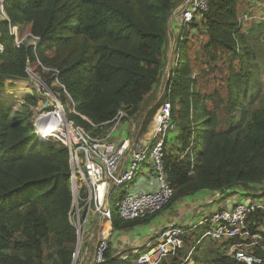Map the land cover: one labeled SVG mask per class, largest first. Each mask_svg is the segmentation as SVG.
<instances>
[{
  "label": "trees",
  "instance_id": "obj_1",
  "mask_svg": "<svg viewBox=\"0 0 264 264\" xmlns=\"http://www.w3.org/2000/svg\"><path fill=\"white\" fill-rule=\"evenodd\" d=\"M239 1L210 0L204 18L183 30L166 93L181 141L167 143L165 171L175 193L164 210L182 199L219 192L239 194V202L264 201V96L254 95L260 66L240 31ZM175 6V0H5L11 25L27 24L41 43L36 51L26 44L16 48L9 31L2 34V25L8 29L9 23H0V88L6 79L30 78V65L48 89L62 84L76 112L98 131L108 130L106 124L121 109L136 116L161 81ZM193 30L200 34L190 38ZM224 73L230 99L217 102L204 83ZM31 92L13 83L0 95L17 104ZM34 98L29 103L36 105ZM81 116L75 115L76 123L94 130ZM70 177L68 148L54 140L41 142L31 122L0 105V264H72L77 233L68 216ZM163 211L132 221L115 218V233L148 226ZM263 226L264 214L248 220L251 235L264 237ZM199 237L186 236L168 263L185 264L187 245L196 246ZM207 240L213 245L195 264H243L228 255L239 240ZM250 252L264 260V242ZM137 258L108 264H135Z\"/></svg>",
  "mask_w": 264,
  "mask_h": 264
},
{
  "label": "built area",
  "instance_id": "obj_2",
  "mask_svg": "<svg viewBox=\"0 0 264 264\" xmlns=\"http://www.w3.org/2000/svg\"><path fill=\"white\" fill-rule=\"evenodd\" d=\"M209 8L210 0H183L173 10L175 21L170 24H178L179 30L183 31L194 21L202 20ZM0 17L9 23L8 31L10 37H13V46L20 48L26 44L34 47L36 51L41 38L31 33H26L21 38L22 26L11 25L5 13V0H0ZM3 51L4 47L0 42V52ZM54 73L56 77L59 76L58 71L54 70ZM57 83L72 103L73 112L70 113L69 110V113L81 116L76 112L75 103L64 86L58 81ZM46 92L53 94L51 101L41 102L42 110L38 111L39 114L31 124L41 142H61L69 151L72 202L68 216L77 233L76 260L91 255L87 246L92 241L94 255L90 264L124 262L130 256H114L110 260L107 259L115 232L114 219H145L164 210L175 193L165 171L167 140L175 128L172 105L168 101L160 107L144 135L137 141L132 135L117 141L115 135L122 127L123 120L128 117L126 110L121 109L116 117L106 124L111 125L106 135L95 137L75 120L68 118L58 94L50 90ZM48 93L46 95H49ZM45 103L49 105L48 109L44 108ZM50 115L53 118L49 123L52 130L48 133L43 126L45 121L50 120L47 119ZM81 117L98 130V126ZM134 131L133 128L132 132ZM141 180H144L143 185L136 187L137 182ZM256 213L264 214V201L248 199L233 207H219L200 222L203 231L201 240H239V243L230 246L228 255L239 263L263 264V259L250 252L251 248L264 242V237L251 235L249 231L248 220ZM189 232L190 229L169 227L160 235L150 237L143 247L137 248L131 256L138 257L135 264H170L169 257L183 249L184 239Z\"/></svg>",
  "mask_w": 264,
  "mask_h": 264
},
{
  "label": "rangeland",
  "instance_id": "obj_3",
  "mask_svg": "<svg viewBox=\"0 0 264 264\" xmlns=\"http://www.w3.org/2000/svg\"><path fill=\"white\" fill-rule=\"evenodd\" d=\"M176 5L179 6L183 0H175ZM239 5V16L241 21V34H246L248 37V43L249 48L251 51L255 53V58L258 60V64L260 66V75L257 82V85L254 88V95L257 97H263L264 96V0H240L238 2ZM176 7V6H175ZM3 20L0 17V23ZM172 21H175V17L172 14V17L169 21V23H172ZM22 30H21V38H23L26 33H29V28L27 24H23ZM170 34L168 38L167 45L164 49V65L162 70V76L161 81L155 86L154 91L149 95L147 100L141 105L140 112L136 116H129L126 117L123 120L122 127L117 131L115 135V140L119 141L121 138H130L132 135V138L137 141L144 135L146 132L149 124L153 121L154 116L160 109V107L165 103L169 101V98L166 96L167 93V85L169 77L171 76V73H173V70L175 68V65L178 61V48L180 44L184 41V31L179 30L178 24H173L169 28ZM2 34L5 36L8 35V29L5 25H2ZM200 34L197 31H192L190 38L194 37L195 35ZM202 40V39H200ZM181 42V43H180ZM39 65H41L42 70L49 69V67H46L38 62ZM214 65V64H213ZM28 70L31 72L33 69L30 65L27 66ZM46 71V70H45ZM194 75H199V69L196 68L194 71ZM35 74V78L40 81H34L31 78L25 79V80H5L3 83V86L0 88L1 91H5L8 88V84H25L27 87L32 89V92L27 95L26 97L22 99H16L15 101L18 102L17 104H11L12 100L9 99V97H3L0 95V105L3 107L10 108L13 111L19 112L24 119H26V123H32L34 117L39 114V110L41 109V102H47L51 101V97L53 94H50L46 91L54 92L58 94L60 100L62 101L65 110L67 112V116L69 119H75V115H71L70 113L73 112L72 110V103L70 101V98L64 94V92L61 91L60 86L57 82L53 83L51 86V89H47V87L42 83L39 76ZM227 74V73H226ZM218 78L210 77L208 78L205 83L204 87L207 92H210L212 95H214L215 101H219L221 99L227 100L230 99L228 85L226 84L224 80V74H220ZM258 76V75H257ZM11 82V83H8ZM39 86L37 87L36 85ZM62 88V87H61ZM45 89V90H44ZM197 89H201V87H197ZM48 93L49 95H46ZM205 93V92H203ZM36 100V105L29 103V97H34ZM39 101V104H38ZM249 101V100H248ZM247 101V106H248ZM258 99L255 101L254 105H258ZM46 109V108H45ZM72 109V110H71ZM69 110L70 113H69ZM54 110L52 109V112ZM154 112V113H153ZM152 116V119L150 122L146 125H143L145 119H147L149 116ZM77 116V115H76ZM87 119V118H86ZM76 120V119H75ZM88 120V119H87ZM89 121V120H88ZM77 122V121H76ZM90 122V121H89ZM78 124V123H77ZM96 126V125H95ZM174 130L170 132L169 138L167 141H181L180 139V129L178 125L174 126ZM133 128L135 129L134 132ZM99 129V128H98ZM110 129H102L101 131H98L94 128V130L89 131L92 133L95 137L104 136L109 132ZM196 134H200V130H196ZM181 143L179 142V146ZM176 145V148L179 147ZM143 185L142 181L137 182L136 187H141ZM231 193L225 194L223 196H220V193L217 194H200L198 196H192L186 199H182L177 201L178 203L169 209L162 210L163 212L158 215L154 220H152L151 224H149L147 227H139L138 230L134 231L131 230L129 233H125L120 236V234H116L114 232L113 234V241L111 242V249H109V255L114 257L121 258L125 254H129L128 256L133 255L134 251L137 250L139 247H143L145 241L153 236L160 235L165 229L169 227H175V228H182L183 230H189V235H196L200 236L198 244L195 245H187L186 248V254H187V261H185V264H195V260L198 257L199 259H202L206 252L209 250V246L213 245L208 243V240L206 242L205 240H201V237L203 234L202 232V226H200V222L208 215L214 213L217 209L219 203H222L224 206L227 205V203H232L233 200H237L238 196L233 195L231 197ZM213 201V203H211ZM165 209V208H164ZM141 228V229H140ZM194 229V230H192ZM133 232V233H132ZM120 237H124L125 241L120 240ZM137 237V238H135ZM146 237V238H145ZM139 240L141 241L140 245L136 244V242L133 240ZM145 240V241H144ZM130 242V243H129ZM134 244V245H133ZM218 244V243H217ZM87 246L89 248V254L90 256H87L83 259V257H79L78 260H76L77 263L75 264H90L92 262V257L94 255V246L92 247V241ZM217 247L219 246L216 245ZM210 258V257H209ZM198 264H204L203 262L199 261Z\"/></svg>",
  "mask_w": 264,
  "mask_h": 264
},
{
  "label": "crops",
  "instance_id": "obj_4",
  "mask_svg": "<svg viewBox=\"0 0 264 264\" xmlns=\"http://www.w3.org/2000/svg\"><path fill=\"white\" fill-rule=\"evenodd\" d=\"M169 142V141H168ZM142 182L144 181V180H141ZM220 193V196H223V195H225V194H227V193H222V192H219ZM210 194H212V195H214V194H217V193H209V194H206L207 196L208 195H210ZM235 195H237L238 196V198H237V200H233V202L232 203H227V205H223L222 203H219L218 204V206L216 207V209H218L219 207H224V208H229V207H231L233 204H236V203H238L239 202V200L242 198V197H240V195L239 194H235ZM232 197V196H231ZM211 202H213V201H211ZM145 228H148L147 226H145L144 227V229ZM141 229V228H140ZM136 230H138V228H135L134 230H133V232L134 231H136ZM262 231H264V226L262 227ZM132 232V233H133ZM125 233H129V232H120V233H118V234H120V236L121 235H123V234H125ZM135 238H137V237H135ZM146 238V237H145ZM120 240H122V241H125V240H123V239H125L124 237L122 238V237H120L119 238ZM135 242H136V244H139L140 245V243H141V241H139V240H135V239H133ZM148 240V239H147ZM146 240V241H147ZM113 241V240H112ZM145 241V240H144ZM146 241H145V243H146ZM130 243V242H129ZM144 243V244H145ZM134 245V244H133ZM140 248V247H139ZM142 248V247H141ZM126 255H129V254H126ZM116 256V255H115Z\"/></svg>",
  "mask_w": 264,
  "mask_h": 264
},
{
  "label": "bare ground",
  "instance_id": "obj_5",
  "mask_svg": "<svg viewBox=\"0 0 264 264\" xmlns=\"http://www.w3.org/2000/svg\"><path fill=\"white\" fill-rule=\"evenodd\" d=\"M30 78H31L32 80H34L35 82H36V81H39V80L37 79V77L35 78L34 75H31ZM39 83H40V81H39ZM40 84H41V83H40ZM40 84H39V85H40ZM35 85H36V84H35ZM39 85H38V86H39ZM36 86H37V85H36ZM38 86H37V87H38ZM59 111H60V110H59ZM60 112H61V111H60ZM60 112H59V113H60ZM47 119H50V120L45 121L46 124L43 126V128H44V130H45L46 132L49 133V132H51V130H52V127L49 125V123H50L51 120H53V118H52V116L50 115V116H48ZM123 257H126V254H125Z\"/></svg>",
  "mask_w": 264,
  "mask_h": 264
},
{
  "label": "water",
  "instance_id": "obj_6",
  "mask_svg": "<svg viewBox=\"0 0 264 264\" xmlns=\"http://www.w3.org/2000/svg\"><path fill=\"white\" fill-rule=\"evenodd\" d=\"M27 73L29 74V77H30L31 75H34V76H35V74H33V71L31 72V71L28 70V69H27ZM37 78H38V77H37ZM44 108L48 109V108H49V105H48L47 103H45ZM78 245H79V241H78ZM76 259H77V252L75 251L74 259H73L72 264H75V263H76Z\"/></svg>",
  "mask_w": 264,
  "mask_h": 264
}]
</instances>
